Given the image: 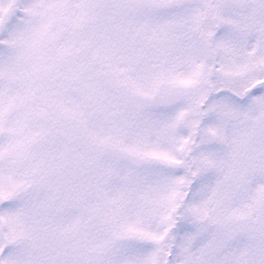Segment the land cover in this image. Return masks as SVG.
Instances as JSON below:
<instances>
[{
    "label": "snow or ice",
    "instance_id": "snow-or-ice-1",
    "mask_svg": "<svg viewBox=\"0 0 264 264\" xmlns=\"http://www.w3.org/2000/svg\"><path fill=\"white\" fill-rule=\"evenodd\" d=\"M0 264H264V0H0Z\"/></svg>",
    "mask_w": 264,
    "mask_h": 264
}]
</instances>
